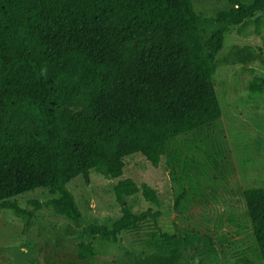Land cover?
I'll use <instances>...</instances> for the list:
<instances>
[{
  "label": "trees",
  "instance_id": "trees-1",
  "mask_svg": "<svg viewBox=\"0 0 264 264\" xmlns=\"http://www.w3.org/2000/svg\"><path fill=\"white\" fill-rule=\"evenodd\" d=\"M229 2L203 16L193 0H0V208L30 219L52 207L72 220L69 232L81 226L105 241L146 231L160 243L148 264H185L184 239L162 230L161 211L135 213L126 202L141 190L158 205L151 184L119 179L114 193L122 214L108 226L81 225L67 183L79 174L89 182L91 169L119 176L134 152L158 167L169 140L222 116L215 73L225 31L264 11V0ZM210 21L225 23L204 38L200 25ZM250 90L264 92V77L251 79ZM41 186L57 196L30 199L32 210L16 200ZM243 195L264 264V185ZM76 251L90 258L96 248L80 241Z\"/></svg>",
  "mask_w": 264,
  "mask_h": 264
},
{
  "label": "rangeland",
  "instance_id": "rangeland-1",
  "mask_svg": "<svg viewBox=\"0 0 264 264\" xmlns=\"http://www.w3.org/2000/svg\"><path fill=\"white\" fill-rule=\"evenodd\" d=\"M250 2L252 0H241ZM197 13L215 16L229 0H193ZM225 22L201 23L204 38ZM264 11L243 24L230 25L218 53L215 73L222 116L180 134L167 145L155 167L141 152L125 155L123 173L105 177L95 169L87 182L79 174L67 183L81 210V225L111 226L121 216L114 193L119 179L146 181L157 189L159 204L144 198L141 190L127 195L135 213L159 209L162 230L183 237L180 262L185 264H261L243 190L264 185V92L253 94L250 81L264 77ZM185 190L179 207L176 196ZM52 194L37 187L18 195V203L33 209L30 199L46 200ZM13 199V198H11ZM72 220L52 207L33 211L30 219L11 208H0V264H148L160 243L149 241L146 231L122 232L116 242L102 240L81 226L69 232ZM203 240L191 246L193 238ZM91 241L96 253L80 258L76 244Z\"/></svg>",
  "mask_w": 264,
  "mask_h": 264
}]
</instances>
